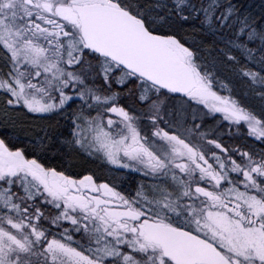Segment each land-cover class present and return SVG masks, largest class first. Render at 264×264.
<instances>
[{
    "label": "snow or ice",
    "instance_id": "6c2138e0",
    "mask_svg": "<svg viewBox=\"0 0 264 264\" xmlns=\"http://www.w3.org/2000/svg\"><path fill=\"white\" fill-rule=\"evenodd\" d=\"M0 264H264V0H0Z\"/></svg>",
    "mask_w": 264,
    "mask_h": 264
}]
</instances>
